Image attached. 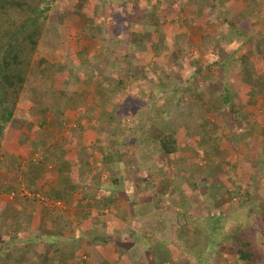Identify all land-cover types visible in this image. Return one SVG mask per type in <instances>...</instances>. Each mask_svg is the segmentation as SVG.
<instances>
[{
	"label": "rangeland",
	"instance_id": "rangeland-1",
	"mask_svg": "<svg viewBox=\"0 0 264 264\" xmlns=\"http://www.w3.org/2000/svg\"><path fill=\"white\" fill-rule=\"evenodd\" d=\"M116 1L51 0L49 19L38 52L32 60V74L37 76L47 63H57L66 56L80 58L79 53L81 56L84 54L85 57L96 56L91 58L92 66L94 67L95 62H99L97 68L101 72L104 71V76L108 78L107 85L110 84V91H105L107 96H101L96 95V91L91 90L86 98L87 105H85L86 103L81 105L79 103V100L82 99L81 95H75L77 89L71 87L68 76L62 73L55 74L53 81L49 79L52 87L75 95L70 106L63 107V117L61 118L59 115L60 120L63 119L58 121L63 123L62 130L57 126L56 114L58 113L54 110H40L35 104L36 99L31 95L29 88L20 97L14 118L5 133L0 149V253L2 254L0 262L16 264L10 262L9 259L6 261H1V259L10 256L15 249H23L24 246H29V252L24 255V257L29 258L26 264H39L40 260L49 264H58L59 253H72V251L77 252H75V260L65 261L62 264H73L75 261L81 263L96 259H108L110 264H173V262L196 264L189 257L182 258L181 255H177L176 258H173L160 243L164 239L170 238L175 228L182 229L181 218L174 220L167 216L166 219L170 220L169 224L172 225V228L166 227L163 230L160 228L162 231L155 225L149 227L148 230L142 229L139 234L143 241H136V237H126L128 236L126 235L127 228H141L138 225H133L131 220L124 218L131 213V207L133 210L138 208L139 205L135 207L133 205L139 202L144 204L146 198L164 202L170 189H174L172 182L175 177L172 173L175 170L176 161L173 156L163 155L161 151H158L155 154L157 157H154H156L155 161L162 170L160 173H156L157 166L154 163V157L147 160L146 165H141L139 162L140 154L138 153L140 149L135 148L133 143L125 140L126 136H123L125 141L119 144L122 150L120 153L122 162H116L118 170L116 175L119 174V183L113 182L112 175L103 172L97 165H94L95 171L90 172L92 173L90 177L93 176V179L88 182L84 181L77 171H75L76 177L74 173L62 172L60 165L63 162L77 163L75 160L80 152L79 149L82 150L81 152L85 149L86 154V147L84 146L88 142L96 144V146L90 147L88 155L93 153V157L95 156L97 159L101 157L102 152H106L107 148L98 147L90 130L104 125V123L110 125L107 134L111 138L119 137L120 133H124L123 130L127 131L129 137H134V133H129L126 128L118 129L117 124L120 120L118 117L109 120V113L114 114V116L117 113L125 116L122 120L129 125L131 122L129 118H132V115L145 111V118L142 119L139 115L138 120H135L138 122L136 125H144L147 122L153 123L152 120L148 121L151 115L150 110L146 112L147 105H151L162 94L168 97L172 91L174 93L175 89L179 87L189 85L190 88H194L193 86L197 85L198 89L190 90V92L181 90L177 94L179 99L177 104L181 107H189V102L197 103L188 110L189 113L192 112L196 116V108H201L198 105H202L205 117L212 126L211 129L215 130L214 138L219 139V141L215 146L210 147L208 144V148H205L204 144H207L205 142L203 144L199 137L194 136L191 128L187 127L184 132L180 133L182 140L191 147L188 150L189 156L201 168V170L196 171L195 179L200 180L199 183L201 189L204 190L203 192H206V188L210 184H213L214 187L216 184V189L222 193L225 192L221 188L223 185L226 190H231L233 195L238 190L242 196L246 191L250 193L249 196L242 197L243 203L238 199V196L229 199L228 196L224 197V195L218 200L210 202L206 212L209 214L215 212V216L221 220L220 228L211 229L210 232L208 231V235L205 232L202 234L206 244L212 243L215 248H218L212 263L235 264L236 261L233 256L236 252V247L233 246L234 239L227 238L225 241L223 239L226 235L237 232L242 225L254 224V228L258 231V239L253 241L250 247L254 249L253 252L262 257L259 260H263L262 264H264V24L260 22L262 28H258L256 33H253L257 35V38L250 40L247 37L250 33L243 31L244 29L235 23L237 17L234 15L238 11L230 14L228 10L223 9L221 11L222 17L219 19L217 16L215 20L212 13L208 12L207 9L212 3L216 4V0H175L174 5L171 4L174 1L172 0L165 8V13L168 16H176L179 13L185 15L191 11L190 8L195 7L196 15L200 20L198 25L194 27L187 24H177L172 27V32L177 33V37H181V32L195 31L196 35L200 36L201 32L207 34L211 31L210 35H206L204 43L198 44L196 40L190 42L181 40V38L175 39L174 54L160 60L159 56H155V50L152 51L151 43L158 41L161 32L170 33L171 31L168 30V32L161 28L159 30L161 32L158 30L154 32L155 29L150 27L146 28L145 36L142 38L140 33V35L132 34L129 37V42L137 46L142 41L148 44V50L145 51L144 55H129L125 56L126 58L123 55H117V59L113 63L114 66H111L112 61H109L105 55L113 47L112 39L114 36L113 31L107 30L106 32L105 30L108 28L106 25L116 23L114 20L109 21L110 12L107 9L113 3H117ZM118 1H120L118 3L123 2V0ZM157 1H152L155 8ZM262 1L264 2V0ZM128 2L131 6H129L130 10H132L131 8L134 7L141 8L143 0H128ZM165 2L163 0V3ZM170 4L172 6H169ZM249 7L254 12L259 10L255 3ZM151 11L153 12V10ZM213 11L216 12V10ZM246 12L248 14L249 11L246 10ZM260 12H263L262 9ZM149 13L144 17L154 18ZM223 14L227 17L223 18ZM210 15L213 19L211 20L213 27L208 26L211 24L207 23ZM193 16L191 17H196ZM217 21H220V24H217ZM89 23L103 26L102 38L91 37L88 29ZM121 33L123 35L128 34L124 30ZM239 36L241 38L238 39ZM145 38L149 40H145ZM227 38L229 39L228 43H226ZM138 39L140 40L138 41ZM248 45H250V49ZM195 46H197V50ZM121 49L127 51L124 46ZM245 52H251L252 60L247 65L248 70L252 72L250 76L244 71L243 62L238 59L239 55ZM194 54H197L196 58H194ZM87 57L84 60L88 59ZM127 58L128 60H126ZM227 58L235 59V61L231 60V65H225L224 68ZM134 59L139 62V67L133 65ZM189 60L192 61L193 67H191ZM125 73L133 77L127 80L125 83L127 86L121 92L117 88L118 80L121 77L126 78ZM257 77L260 78L261 83L260 87L255 89L250 84ZM154 80H158L159 83ZM159 80H165V85L161 84ZM100 90L101 86L97 93ZM231 90L234 93L233 101L225 104V94ZM78 92L84 94L82 89H79ZM111 93H123L124 99L131 102L125 105L123 113L114 110V108L112 109L113 112H110L111 107H107L109 105L107 103L110 102ZM235 97L238 98L240 106L234 102ZM249 98L255 99V102H263L261 106H258L260 102L256 105V108L258 107L257 113L254 105L247 103ZM50 102L51 99L46 106ZM188 112L186 111L187 115ZM201 112L200 110V114ZM177 123L179 122L170 116L168 120L164 118L163 123L154 132L144 127L138 136L150 133L149 138L159 140L164 130L171 131ZM79 124H82L87 135L80 140V143L75 141L77 144L75 145L71 133L76 130ZM209 135L211 136V134ZM237 135L244 137L233 139ZM124 142H127V145ZM148 145L151 146V144ZM115 154L112 152L111 155L115 156ZM91 163H93L92 159ZM182 173H185V170ZM98 175H102L99 177V182L101 181L102 185H99ZM179 175L182 177L181 174ZM190 176L191 174L187 175L188 178ZM81 181L83 182L81 183ZM182 182L184 183V181ZM182 189L187 190V187L184 186ZM59 192L64 196L60 198L57 194ZM181 193L183 196V191ZM25 194H39L40 197H43V203L47 202L46 199L49 202L52 200L60 201L57 203L58 206L54 208L60 207L59 210L63 211L67 210L64 208L63 199H69L70 196H80L82 201L78 204L81 208H75L77 220H73L74 226L58 228L61 229L59 240L51 238V235L43 237L36 232H31V228L25 231H22L21 228H10L12 221H8V217L4 216V212L10 210L5 202L9 205L13 203L26 206H32L33 203L37 202L30 200L23 204L22 197ZM2 200L5 202L2 203ZM189 200L195 205H199L198 200H194L193 197ZM143 204L141 205L143 206ZM152 206L149 210L152 218H148V215L146 218L147 220L151 219L155 224H159V219L164 218L165 215H162L161 209L159 210L157 206L154 207L153 203ZM9 213L10 217L14 216V210ZM85 215L90 218V223L84 220ZM63 218L65 219V216ZM145 226L142 223V228H147ZM190 229L189 234L196 232V230ZM213 240H215V244H213ZM59 241L60 243L56 245L57 251H55L54 245ZM240 244H243L246 250L245 244ZM31 245H33L32 248ZM48 249H51L52 252L50 253ZM150 256H152V260Z\"/></svg>",
	"mask_w": 264,
	"mask_h": 264
},
{
	"label": "trees",
	"instance_id": "trees-1",
	"mask_svg": "<svg viewBox=\"0 0 264 264\" xmlns=\"http://www.w3.org/2000/svg\"><path fill=\"white\" fill-rule=\"evenodd\" d=\"M51 6V0H0V149L5 137V133L14 118L16 108L19 104V99L26 90L28 91V88L31 90V95L35 97V104L40 110H54L58 113L56 114L57 122L63 120H60L59 115H61V118L63 117V107L70 106V103L75 98V95H81L80 97L82 99L79 100V103L84 105L87 101L86 98L90 94L89 91H96V95L101 96H107L105 91H110V84L107 85L108 78L104 76V71L101 72L97 68L99 62H95L94 67L92 66L91 58H95L96 56H86L88 58L86 60H84V58H86L85 55L83 54L81 56L80 53L78 54L80 58L66 56L57 63H47L37 76L32 74V60L36 52H38L40 41L49 19ZM110 15L113 16V19L116 23L106 25L108 28L105 31H113L114 39H112L113 47L105 56L109 61H112L111 66H114L113 63L117 59L116 56L121 53V47L124 45L126 46L130 39L128 35H123L121 32L124 30L127 33H132L136 24L131 22L132 16L134 17L133 10H130L129 14H123L124 16H128L130 18V23H128L127 20H124L121 17L122 15H114L112 13H110ZM88 25L89 33L92 38H102L103 26H100L96 23H89ZM136 34L137 33L134 35ZM239 56L240 57L238 59L243 62L245 68L244 71L248 76H250L252 72L251 70H248L249 67H247V65L248 62L252 60L251 52H245V55L241 53ZM231 60L235 61V59ZM231 60L227 58L226 62L224 63V68L225 65H231ZM57 73H62L63 75L68 76L71 87L77 89V93L75 95H71L69 92L52 87L49 79L53 81L54 76ZM126 75V78L121 77L118 80V91L123 92L127 86L125 83H127L128 79L130 80L133 77L132 75L125 73V76ZM154 81L159 83L158 80ZM159 81L163 85L166 83L165 80ZM260 83V78L257 77L254 82L252 80L250 85L251 87L257 89L260 87ZM100 86L101 90L99 93H97ZM193 87L194 88H190L189 85H186L185 87L182 86L175 89L174 93L171 90L172 93L168 97L162 94L161 96H158L151 105H147L148 107H146L148 109L146 112L150 110L151 115L148 121L152 120L153 123L147 122V124L144 125H136L138 122L135 120L140 117L139 115H141L142 119L145 118V111L132 115L133 117L131 116L132 118H129L131 120L129 125L122 120L125 118V116H122L119 113H115L116 115L114 116V114L109 113V120L115 117H118V120H120V122L117 124L119 127L118 129L121 128L123 130L126 128L129 133H134V137H129L127 135V131L123 130L124 133H120L119 137H115L116 139L114 137L111 138V136L107 134L109 132L110 126H108L107 123H104V125H100L99 127H95L94 129L90 130L92 135H94L92 138L93 140L95 139L98 147H106V152L103 151L101 157L98 159L95 156L93 157V153L88 155L90 147L96 146L95 143L88 142V144L84 146L86 147V154L85 149L83 152H81L82 150L79 149L80 152L78 151L79 153L77 159L75 160L77 163L63 162L60 165V170L62 172L68 171L72 174L74 173L75 177V171H77L79 176L83 178L84 181L88 182L93 179V176L90 177V175H92L90 172H94V165H97L103 172L112 175L113 182L119 183V174L116 175L118 171L116 168V162H122V158L120 157L122 150L120 149L119 144L123 143V141L126 139L132 142L135 148H138V150L140 149L138 153L140 154L139 162L141 165H146L147 160L156 156L155 154L158 153V151H161L163 155L173 156L176 161V167L172 173L175 177V179L173 178L172 182L174 189H170L164 202L146 198L144 204L141 203L143 206L140 204V202L134 204L133 207L138 205L139 207L135 208L134 210L131 207V213L124 218L131 220L133 225H138V227L141 228H127L126 235L128 236L126 237H136V241H143L141 240L139 234L142 229L148 230L149 227L153 225H155L156 228H162V230L166 227L172 228V225L169 224L170 220L168 221L166 217H171V219L174 220L175 218H181L183 222L181 227L182 229L180 230V228H175L170 238H166L163 240V242H160L162 247L166 248L173 258H176L177 255H181L182 258L189 257V259L191 261H195L196 264H213L212 262L215 254L218 252V248H215L212 243L209 245L206 244L202 234L205 232V234L208 235V231L210 232L211 229L220 228L219 225L221 220L215 216V212L210 214L206 212L210 202L216 201L224 195V197L228 196L229 199H233V196H238V199L241 200V203H243L242 197H247L250 195V193L246 191V193H244L242 196V194H240V190H238L233 195L231 190L229 191V189L226 190L224 188V185L221 188H223L225 192L222 193L219 189H216V184L215 187L213 184H210L208 188H206V192H203L204 190L201 189V184L199 183L200 180L198 178L195 179L196 171L198 169L201 170V168L199 164H196L192 161L191 156H189L188 153V150L191 147L182 140L180 133L184 132L187 127L191 128L194 136L199 137L203 144L204 142L207 144H204L205 148H208V144H210V147L215 146L219 139L214 138L215 130L213 131L211 129L212 126L205 117V114L202 110V105L199 106V104L198 107L201 108H196L198 116L197 120V116L195 114L188 112L189 108L195 104L197 105V103L189 102V107H181L177 104L179 100L177 98V94L181 90L190 92V90L198 89L197 85ZM79 89H82L84 94L78 92ZM252 92H254V90H252ZM233 96L234 93L232 90L225 94L224 103H231V100L233 101ZM50 99L51 102L48 104V106H46ZM128 103L131 102L124 99L123 93H111L110 102L107 103L109 104L107 107H111L110 112H113L112 109L114 108V110L116 109L123 113L125 105ZM85 105H87V103ZM238 106H240V104H238ZM200 110L203 113L201 112L200 114ZM186 111L189 113L188 115L186 114ZM170 116H172L174 120L178 121L179 123H177V125H175L171 131L164 130L161 133L159 140L149 138L150 133L140 137L138 136L144 127H146L149 131L153 130L154 132V130L160 127V124L163 123V119L165 118L168 120ZM57 126H59L60 130L63 129V123L58 122ZM209 134H211V136ZM71 135L74 143L75 141L80 143V140L84 139L87 135V131L85 132L82 128V124H79L76 130L71 133ZM123 136H126L125 140H123ZM243 137L244 136L242 135H237L233 139H242ZM148 144H151V146ZM75 145L77 144L75 143ZM125 145H127V142ZM51 148H53V146H51ZM112 152L116 153L115 156L111 155ZM156 157H154V161L156 160ZM91 159L93 160V163H91ZM154 163H156V161ZM156 166V173H160L162 168H159L157 163ZM183 170H185V173H182ZM179 174H181L182 177H180ZM188 174H191L190 178L187 177ZM99 177H102V175H98V182L100 180ZM182 181H184V183ZM82 182L83 181H81V183ZM99 185H102L101 181L99 182ZM183 185L187 187V190L182 189L184 188ZM127 186L128 184L126 185V188ZM182 191L183 196L181 193ZM57 194L60 198L64 196L61 192ZM51 196L52 194L50 197ZM192 197L194 200H198L199 205H195L194 202L189 200ZM152 203L154 207L157 206L159 210L161 209V212H163L162 215H165L164 218H158L159 224H155L151 219L147 220L146 218L147 215L148 218H152V214L149 213V210L151 207H153ZM142 223H144L146 225L145 227L147 228H142ZM190 228H192V230H196V232L194 231L195 233L192 232L189 234L188 231L191 230ZM239 228L240 229L237 232L226 235L223 239L224 241L227 240V238L234 239L233 246L236 247L235 255H233L236 261L235 264H262L263 260H259L262 257L253 252L254 249L250 247L251 243L253 241H257L258 239V231L254 228V224H247V226L242 225ZM29 229L30 228H21L22 231ZM249 236L251 237L248 239ZM214 241L215 240H213V244H215ZM59 243L60 241L54 245L55 251H57L56 245ZM240 243L245 244L246 250L244 249L243 244ZM217 244H219L218 241ZM32 247L33 245H31V248ZM29 250V246H24L23 250L15 249L10 256L5 259H1V261H6V259H9L10 262L24 264L29 259L24 257V254H27ZM75 252L76 251H72V253H59L60 255H58V264H62L63 262L69 260H75L77 253ZM0 256H2L1 253ZM225 256L227 257V255ZM150 258L152 260V256H150ZM89 261L91 264H110L108 259H96ZM89 261H83L81 263L75 261L73 264H89ZM0 264L4 263L0 262ZM173 264H177V262H173Z\"/></svg>",
	"mask_w": 264,
	"mask_h": 264
},
{
	"label": "crops",
	"instance_id": "crops-1",
	"mask_svg": "<svg viewBox=\"0 0 264 264\" xmlns=\"http://www.w3.org/2000/svg\"><path fill=\"white\" fill-rule=\"evenodd\" d=\"M127 1L123 0V2L118 3L120 1L117 0L116 1L117 3H113L112 6L111 7L109 6L107 9L110 13H112L114 15H116V14L122 15L121 17L124 20H127L128 23H130V18L128 16L123 15L124 13L129 14V11H130V8H129L130 3L129 2L127 3ZM152 1L153 0H151V1L150 0H143L144 4L141 2V6H142L141 8L142 9L138 8V7L131 8L134 11V17L132 16L131 22H134L136 24L134 27V30H133L134 33L133 32L132 33H133V35L135 33H137L138 35L142 34L141 35V38H142L143 36H145L144 34L146 32V28L147 29L150 27L154 28L155 29L154 32H156V30H158V32H161V31H159V30H161V28H163L166 31L170 30L171 31L170 33H167V32L162 33L161 32L162 34L161 33L159 34L158 41L152 40V41H155V42L151 43V45L153 46L152 51L155 50V56H159L158 58L160 60H163V58H166V57L168 58L169 57L168 55L171 56V54H174V44L176 42L175 39L179 40L181 38V40L190 41V42L192 40H196L198 42V44H203L204 43L203 41L206 38V35L207 34L210 35L212 33L211 31L207 34L201 32V35L197 36L195 31H190L189 33L188 32H186V33L181 32V37L180 36L177 37V33L174 34L172 32L173 26H175L177 24H179V25L180 24H187L190 27H194L195 25H198V23H199L198 21H200V20H199V17L196 15L195 7L190 8L191 11H188L185 15L184 14L182 15V13H179L176 16H168L167 13H165V8L172 0H165L166 1L165 3H163V0H158L155 3L156 8H155L154 4L152 3ZM174 2H175V0L171 4L174 5ZM215 3L216 4L212 3L211 6H209L207 9L208 12L212 13L213 19L216 20L217 16H219V19H220L222 17L221 11L223 9L225 11L228 10L230 14L234 13L235 11H238V13L234 15L237 17V21L235 23L236 24L238 23L239 27L240 28L242 27V29H244L243 31L250 33V35H247V37L250 40L257 38V35H254L253 33H256L257 29L262 28V24H264V22H263V19H264V2L262 0H216ZM253 3L257 4V8H259V10H257L256 12L251 11L252 8L249 7V6H252ZM171 4L169 6H172ZM125 8H128V9H125ZM149 8H150V10L147 11V9H149ZM185 8H186V6H185ZM260 9H262L263 12H260ZM151 10H153V12ZM213 10H216V12H214ZM246 10L249 11L248 14H247ZM144 11H145V14H144ZM149 12L154 17V18H151L152 20L146 16L144 17V15H146ZM170 14H172V13H170ZM193 15H195L196 17L193 18L194 17ZM191 16H193V17H191ZM242 16H244V17H242ZM109 17H110L109 21L114 20L112 15H109ZM224 17H227V16H225L223 14V18ZM213 19L211 18V15H210L207 23L211 24V25H208V26L213 27V24L211 21ZM201 22L203 23V21H201ZM209 22H211V23H209ZM260 22H262V24ZM217 24H220V21H217ZM200 25H201V23H200ZM139 30H140V32H139ZM202 30H203V28H202ZM186 31H188V29H186ZM245 32L243 33L244 36H245ZM132 33L128 32L127 35L130 37V35H132ZM239 38H241V36H239L238 39ZM139 40L140 39H138V41ZM145 40H149V39L145 38ZM200 40H201V42H199ZM228 42H229V39L227 38L226 43H228ZM147 45L148 44L146 42L144 43L143 41L141 42V44L139 46H137L131 42H128V44H126V46L124 45V48L127 49V51L125 52L123 49H120L122 52L119 55H123L124 58H126L125 56H129V55H132V56L144 55L145 51L148 50ZM248 46H249L248 48L250 49V45H248ZM195 48H196V50L198 49L197 46H195ZM246 49H247V47H246ZM242 54L245 55V53H242ZM199 55H201V54H199ZM193 56H194V58H196L197 54H194ZM135 59H137V58H135ZM135 59L133 61V63H134L133 65H135V67H139V62ZM126 60H128V58ZM189 63L191 64V67H193V65H192L193 63L191 60H189ZM129 66H130V61H129ZM246 86L248 87V84H246ZM234 99H235L234 102L236 104H240L237 97H235ZM236 99H237V101H236ZM247 101H248L247 103H249L250 105H252V106L254 105L253 107H255V111L257 113L258 107L256 108V105L260 101L255 102V99H253V98H249ZM262 104H263V102H260L258 106H261ZM22 198H23V204L27 203L30 200L37 201V202L33 203L32 206H26V205H22V204L15 205L13 203H10L11 205H9L5 201L2 200V203L5 202L7 207L10 209L7 212H4V214H5L4 216H6V218L8 217V221H12L10 228H16V229L31 228V232L32 231L36 232L39 235H43V237H46L45 235H51V238H54V239L57 238V240H59L60 232H61V229H58V228H69L70 226H74L73 220L74 219L77 220L76 219L77 218V215H76L77 210L75 211V208H81V206L78 203L82 201V198L80 196H73V197L70 196V197H68L69 199H66V198L63 199L64 200L63 203L65 206L64 208L67 209V210L63 211V210H59L60 207L54 208V207L58 206L57 203L60 201L55 202L54 200H52L51 202H49L48 199H46L47 202L43 203V201H42L43 197L42 196L40 197L39 194H37V195L25 194L24 197H22ZM36 198H38V199H36ZM70 198H72L73 201L70 200ZM75 200H76V202H75ZM13 210H14V216L10 217L9 212H11ZM77 213H79V212H77ZM64 216H65V219L63 218ZM81 218H82V216H81ZM84 220L87 223H90L89 222L90 218L88 217V215H85ZM38 230H40V231H38ZM53 242H51V243H53ZM48 246H50V244H48ZM48 251L50 253L52 252L51 249H48ZM28 264H31V263H28ZM39 264H49V263L44 262L43 260H40Z\"/></svg>",
	"mask_w": 264,
	"mask_h": 264
}]
</instances>
